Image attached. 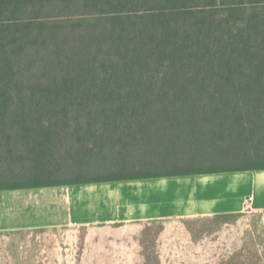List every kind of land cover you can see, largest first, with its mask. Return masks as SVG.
I'll return each mask as SVG.
<instances>
[{
	"label": "trees",
	"instance_id": "trees-1",
	"mask_svg": "<svg viewBox=\"0 0 264 264\" xmlns=\"http://www.w3.org/2000/svg\"><path fill=\"white\" fill-rule=\"evenodd\" d=\"M8 161L0 190L264 170V0H0Z\"/></svg>",
	"mask_w": 264,
	"mask_h": 264
},
{
	"label": "rangeland",
	"instance_id": "rangeland-1",
	"mask_svg": "<svg viewBox=\"0 0 264 264\" xmlns=\"http://www.w3.org/2000/svg\"><path fill=\"white\" fill-rule=\"evenodd\" d=\"M220 151L222 154L217 153L214 157L202 152L189 153L188 157L162 153V158H158L161 161L143 165L141 169L146 171L159 168H199L211 163L215 165L238 151L245 156L246 148L225 146ZM202 156L213 161L209 163ZM168 157L170 161L166 162ZM27 166L26 163L24 168ZM12 167L16 165L9 161L3 169L0 165V182L16 178L11 174ZM6 169L7 174L4 173ZM2 173L4 178H1ZM20 176L14 180H24ZM246 176L247 186L252 184L256 189L253 193H247V199L253 197L250 209L239 214H195L203 208L201 200L194 198L198 191L196 187L213 181L226 184V188L221 190L226 192L229 186L232 190L237 185L242 186ZM154 182L158 183L154 186L156 190L168 188V183H176L178 189L172 190V196L166 197L163 204L161 201L155 203L152 199H146L153 186H140V196H137L134 204L127 199H123L121 204V197L116 195L119 191L113 189L109 192L107 218L103 216L102 219L88 220L92 224L75 230V233L72 228H63L61 235L76 236L78 239L75 254L71 250L62 254L60 264H264V210H252L256 202L264 206V170L162 178L154 179ZM241 200L242 203L245 201ZM230 202L228 206L231 208L238 206L235 200L232 203L231 199ZM116 207H122L123 211H116ZM43 215L45 219L50 217L47 212Z\"/></svg>",
	"mask_w": 264,
	"mask_h": 264
},
{
	"label": "crops",
	"instance_id": "crops-1",
	"mask_svg": "<svg viewBox=\"0 0 264 264\" xmlns=\"http://www.w3.org/2000/svg\"><path fill=\"white\" fill-rule=\"evenodd\" d=\"M240 173L243 172L222 174ZM245 179L242 186L237 185L235 190L229 186L226 192H221L226 184H216L213 181L196 187L198 191L194 198L201 200L203 208L195 214L213 216L247 211L244 206L247 193H253L256 189L252 184L247 186V176ZM153 181L154 179H146L121 184L105 182L0 190V264H60L62 254L70 250L75 254L78 239L76 236L61 235L64 232L62 229L72 228L75 233V230L91 225L88 220L102 219L103 216L104 219L107 218L109 192L113 189L119 191L116 195L121 197V204L123 199L136 203L137 196H140V186H153L146 199H152L155 203L161 201L162 204L166 197L172 196V190L178 189L176 183H168V188L163 190L158 187L160 189L156 190L154 186L158 183ZM250 197L252 200L248 209L253 204V197ZM231 199L232 203L235 200L238 204L236 208L228 206ZM241 199L245 201L242 203ZM143 201L142 199L141 202ZM110 210L114 211L113 208ZM115 210L123 211V208L116 207ZM252 210L262 211L264 206L256 202ZM44 212L49 213L50 217L45 219Z\"/></svg>",
	"mask_w": 264,
	"mask_h": 264
},
{
	"label": "built area",
	"instance_id": "built-area-1",
	"mask_svg": "<svg viewBox=\"0 0 264 264\" xmlns=\"http://www.w3.org/2000/svg\"><path fill=\"white\" fill-rule=\"evenodd\" d=\"M251 200H252V198L251 197H249L247 200H246V204H245V208H249V204L251 203Z\"/></svg>",
	"mask_w": 264,
	"mask_h": 264
}]
</instances>
